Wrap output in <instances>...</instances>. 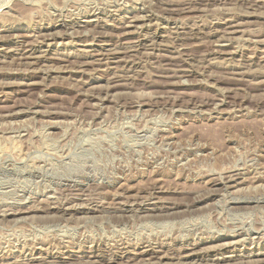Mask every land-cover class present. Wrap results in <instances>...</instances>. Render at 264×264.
I'll use <instances>...</instances> for the list:
<instances>
[{
	"label": "rangeland",
	"instance_id": "obj_1",
	"mask_svg": "<svg viewBox=\"0 0 264 264\" xmlns=\"http://www.w3.org/2000/svg\"><path fill=\"white\" fill-rule=\"evenodd\" d=\"M0 128V264H264V0H0Z\"/></svg>",
	"mask_w": 264,
	"mask_h": 264
},
{
	"label": "bare ground",
	"instance_id": "obj_2",
	"mask_svg": "<svg viewBox=\"0 0 264 264\" xmlns=\"http://www.w3.org/2000/svg\"><path fill=\"white\" fill-rule=\"evenodd\" d=\"M136 1V0H135ZM184 7V6H183ZM36 10V9H35ZM187 11V10H186ZM72 16V15H71ZM137 19V18H136ZM135 21V20H134ZM134 21H132V22H134ZM128 26V25H127ZM93 27V26H92ZM129 28V27H128ZM189 28V27H188ZM76 31V30H75ZM227 32V31H226ZM52 35V34H51ZM49 37H50V35H49ZM144 46V45H143ZM179 48V47H178ZM20 54V53H19ZM24 57V56H23ZM31 57V56H30ZM22 58V57H21ZM24 58H26V57H24ZM23 58V59H24ZM29 58V57H28ZM32 58V57H31ZM118 59V58H117ZM25 60V59H24ZM32 61V60H31ZM37 61H39V60H37ZM72 61V60H71ZM42 62V61H41ZM23 63V62H22ZM27 63V62H26ZM35 63V62H34ZM11 64V63H10ZM90 64V63H89ZM28 65H29V63H28ZM70 65V64H69ZM8 67V66H7ZM32 70V69H31ZM244 72V71H243ZM211 73V72H210ZM105 93V92H104ZM93 106V105H92ZM213 108V107H212ZM23 109V108H22ZM15 121V120H14ZM49 125V124H48ZM1 129V128H0ZM13 130V129H12ZM24 130V129H23ZM13 137V136H12ZM14 138V137H13ZM3 162V161H2ZM181 163V162H180ZM30 164V163H29ZM4 167V166H3ZM34 168V167H33ZM32 171V170H31ZM108 180V179H107ZM252 184V183H251ZM264 186V185H263ZM247 189V188H246ZM248 198V197H247ZM258 198V197H257ZM39 202V201H38ZM120 202V201H119ZM193 210V209H192ZM233 210V209H232ZM246 212V211H245ZM258 212V211H257ZM86 218V217H85ZM258 218V217H257ZM11 221H12V219H11ZM47 221V220H46ZM71 221V220H70ZM253 221V220H252ZM51 224V223H50ZM252 225V224H251ZM234 229V228H233ZM220 231V230H219ZM261 236V235H260ZM240 239V238H239ZM30 246V245H29ZM211 246H213V245H211ZM222 246V245H221ZM204 251H205V249H204ZM146 254V253H145ZM140 255V254H139ZM152 256V255H151ZM243 256V255H242ZM247 256V255H246ZM150 257V256H149ZM152 257H154V256H152ZM162 258V257H161ZM239 258V257H238ZM148 259V258H147ZM150 259V258H149ZM249 259V258H248ZM140 260H141V258H140ZM143 260V259H142ZM157 260V259H156ZM246 260V259H245ZM127 261V260H126ZM155 261V260H154ZM254 261V260H253ZM142 262V261H141ZM249 262V261H248ZM259 262V261H258ZM258 262H256L257 264H258ZM253 263V262H252ZM264 263V262H263ZM136 264H138V263H136ZM142 264V263H141ZM143 264H153L152 262H151V260L149 261V260H146ZM236 264V263H235ZM242 264V263H241ZM250 264V263H249Z\"/></svg>",
	"mask_w": 264,
	"mask_h": 264
}]
</instances>
